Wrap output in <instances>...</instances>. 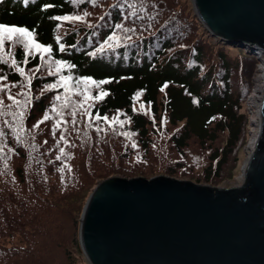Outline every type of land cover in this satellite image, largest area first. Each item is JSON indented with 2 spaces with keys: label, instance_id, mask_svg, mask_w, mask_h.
<instances>
[{
  "label": "trees",
  "instance_id": "16d2710c",
  "mask_svg": "<svg viewBox=\"0 0 264 264\" xmlns=\"http://www.w3.org/2000/svg\"><path fill=\"white\" fill-rule=\"evenodd\" d=\"M90 8L96 12L85 15ZM145 8L141 0H107L103 4L0 0V23L26 28L37 43L51 48L50 53L32 50L30 55L21 45L0 51V86H8L0 96L8 99L11 95L20 102L16 108L28 129L17 120H12L13 130L0 126V143L11 145L8 155L15 156L0 164V185L5 187L0 190V219L9 228L7 232L2 228L1 234L14 238L10 249L0 253L11 264H16V254L21 256L22 250L25 256L17 264H47L46 250L60 239L54 218L78 212L87 188L111 167L123 175L164 173L174 177L171 165L163 166L166 157H182L191 137L203 144L214 140L218 130H228V145L219 159L213 157L216 165L212 171L205 168L208 175H216L238 140L244 118L239 109L248 85L241 80L244 63L228 56L237 52L231 48L234 42L210 33L193 8L187 12L180 0H157L154 12H147L146 17ZM75 15L82 16L81 21L55 19ZM203 40L216 44L211 64L204 67ZM242 51L236 54L254 65L256 60L244 48ZM55 61L63 64L59 71ZM17 68H23L24 75ZM44 68L49 72L35 75L33 69ZM61 77L68 78L67 86ZM84 78L108 81L98 88L92 85L90 91L92 97L101 90L107 95L92 99L87 109L65 107L81 94L71 93L70 85L80 88ZM20 85L23 91H16ZM40 86H47L48 96L38 91ZM24 110L25 116H21ZM45 115L49 118L44 119ZM172 127L177 130L170 133ZM37 128L44 129L39 132ZM48 131L57 138L62 136L58 162L56 156L42 159V148H29L33 138ZM110 133L118 137L116 146L114 140L113 144L105 142L101 152L92 151L98 135ZM2 155L0 150V159ZM204 179L210 180L207 175ZM18 214L21 220L11 222L9 217L16 220ZM39 235L43 241L52 240L51 244L34 238Z\"/></svg>",
  "mask_w": 264,
  "mask_h": 264
},
{
  "label": "water",
  "instance_id": "95a60500",
  "mask_svg": "<svg viewBox=\"0 0 264 264\" xmlns=\"http://www.w3.org/2000/svg\"><path fill=\"white\" fill-rule=\"evenodd\" d=\"M213 35L264 53V0H191ZM259 134L242 181L220 187L166 174L110 175L82 207L87 264H264V80Z\"/></svg>",
  "mask_w": 264,
  "mask_h": 264
},
{
  "label": "rangeland",
  "instance_id": "374dc122",
  "mask_svg": "<svg viewBox=\"0 0 264 264\" xmlns=\"http://www.w3.org/2000/svg\"><path fill=\"white\" fill-rule=\"evenodd\" d=\"M90 2H94L96 4H103L104 2H107V0H89ZM144 2L145 9H144V14L146 17V13L149 12V15L154 12L156 8V2L157 0H141ZM182 5L184 6L185 10L189 12L190 7H192V1L191 0H180ZM87 15L90 16V13H95L96 10L93 8L86 9L85 10ZM187 12H184V16L187 17ZM124 16L127 14H123ZM191 15V14H188ZM78 16V15H75ZM82 17V16H80ZM75 21H81V20H75ZM120 32L122 31V28L119 30ZM197 33H201V29L197 31ZM204 45V61L206 62L205 64L203 63V67L207 64H211L213 60V49L216 47V44L214 42L209 43L206 40H203ZM15 45H21L22 44H13L11 42L6 41L5 42V47L3 51L5 50H11V47ZM231 48L235 49L237 52L235 53H228L230 59H239L241 62L244 63L243 66L244 73L243 78V83L244 85H248V90L244 94V100L241 105V108L239 109L240 112L243 113L244 118H243V124H242V129L239 134V138L236 141V143L233 144V148L231 146V152L227 155L226 162L221 165L222 167L218 171L216 175H213L212 172L211 174L208 175V172L210 171L205 170V168L208 166L209 169L214 168L216 165L215 160L213 159L214 155H217V159L220 158L224 148L228 145V130H218L216 133V138L214 140H207L206 142L200 143L196 138L191 137L188 140V143L186 147L181 152L182 157H179L178 155L176 156L177 160H171V158L168 156L166 157V163H163V166L168 167L167 165H171V167L174 169V173L177 176H174L176 178H187L191 181L198 182V183H204V184H210L213 186H220V187H228V186H236L238 185V178L241 177L242 175V167L244 165V162L247 158L248 152H249V145L251 142V135L249 133V126L251 125V110H252V105L250 103L249 98L247 97L251 91L255 88H257L258 82L255 80L256 77L259 74H262L258 69L259 65H263L261 60H258L256 55L253 53L247 54V56L253 57L256 61L254 65H249L250 63L243 60L241 58V55L236 54L238 51H241L240 53H243L242 48L240 45L232 43ZM34 50V49H33ZM246 52V51H245ZM240 56V57H238ZM264 57V53L262 54V58ZM217 59V58H216ZM218 61V60H217ZM44 63L49 65L48 59H44ZM246 63V65H245ZM16 65V64H15ZM251 66V67H250ZM242 69V71H243ZM35 71V75L42 74V73H47L49 72V69L44 68L42 70L38 69H33ZM237 71H239L237 69ZM236 76H240L239 74H236ZM235 76H233L234 78ZM240 78V77H239ZM233 81H235L233 79ZM93 86L86 85L85 83L82 84L80 88L73 87L70 85V89L72 90L71 93H74L73 90H76L77 92L81 93L78 98L75 100L71 101L68 103V106L74 105H80L81 106V101H83V106H81L84 109L90 108L92 99L84 100V95L83 93H87L90 97H92L90 91L92 90ZM236 88V87H235ZM47 86H40L38 88L39 92H42L41 94L44 96H48L49 91L46 90ZM21 90L23 91L22 86L20 85L16 91ZM21 94V93H20ZM0 100L3 101V103L0 105V126L3 128H7L10 130L15 129L14 126L12 125V120H17L24 125V128L27 129L26 125L27 123L24 121L19 116L20 111L16 108L19 104H14L11 103L10 99H7L4 96H0ZM27 104H30L27 102ZM26 104V105H27ZM64 104V103H63ZM258 104V102H257ZM65 105V104H64ZM25 110L23 116H25ZM15 114V115H14ZM7 122V123H5ZM21 127V126H17ZM16 127V128H17ZM23 128V129H24ZM39 132H41L44 128H37ZM175 127H172L170 129V133L176 131ZM167 131V130H166ZM99 141L96 143L95 147L93 148L92 151L95 153L101 152L102 148L104 147L105 142H111L113 144L115 140V146L118 140V137L116 136L115 133H110L107 136L103 135H98ZM61 139L62 136L56 137L55 133L52 131H48V133L43 134L40 136V138H33L32 139V146L29 148H42L40 154L42 155V159L45 157H48L49 159H53V156H56V160L58 162V151L61 149ZM21 141H24V138L21 139ZM114 146V148H115ZM12 146L11 145H5L0 143V150L3 152V155L1 156L0 159V164L2 162H5L10 158L11 160L15 156H9L8 153L11 151ZM91 151V152H92ZM89 153V152H88ZM100 159L101 156L99 155ZM102 161V160H101ZM211 163V165H210ZM145 168V167H143ZM113 168L111 167V170L107 172V176L105 175L102 178H98L94 180L93 184L88 187L89 189L81 203V207L78 212L75 211H70L67 214L59 216L57 219L54 218V228L57 229V232L60 233V239L59 242H55L54 244L50 245V250H46V258H47V264H87L86 259L83 257V253L80 249L79 246V240H78V224H79V217L81 214L82 207L88 197V194L90 193V189L95 186V184L102 180L103 178H106L110 175H122V176H137V175H123L119 174L116 172H113ZM157 172V169L154 170V173ZM164 172V171H162ZM157 174H164V173H157ZM153 175V174H152ZM155 175V174H154ZM204 175H207L209 177V181H205ZM142 176V175H140ZM148 177V176H144ZM151 177V176H150ZM196 177V178H195ZM0 190H5V187L0 185ZM1 216V215H0ZM3 218L0 219V251L4 250L8 247L10 249L11 242L14 241V238H7L4 237V235L1 234L2 228L7 232L8 231V225L1 221ZM11 222H18L21 220V215L18 214V219L13 220L11 217H9ZM44 222L49 223V220L45 219ZM2 223V224H1ZM25 228V227H24ZM39 242H45L48 245L51 244L52 240L50 239H45L43 241L41 238L42 236L39 235L37 237ZM40 252L43 251V248L41 249L40 247L37 248ZM4 252L0 253V264H11L12 260H9L4 258L2 255ZM21 256H25L24 250H22ZM18 253L16 254V257L14 259V263L17 264V259L21 257ZM26 260H28V256L25 257Z\"/></svg>",
  "mask_w": 264,
  "mask_h": 264
},
{
  "label": "snow or ice",
  "instance_id": "6c2138e0",
  "mask_svg": "<svg viewBox=\"0 0 264 264\" xmlns=\"http://www.w3.org/2000/svg\"><path fill=\"white\" fill-rule=\"evenodd\" d=\"M87 15V13L85 14ZM55 19L61 20V21H75V20H81L82 17L80 16H61V17H56ZM117 27H120V25H117ZM111 39V38H110ZM59 40V38H58ZM11 42L13 44H22L25 50V53L27 54H32V50H36L39 51L41 53H50L51 52V48L46 47L40 43H37L35 40V35L32 31H29L26 28L23 27H16V26H8L5 25L3 23H0V51H3L4 47H5V42ZM60 49L61 51L64 50V46L60 45ZM11 53L9 52V55ZM16 61L15 59L12 60V64L15 65ZM55 64L57 65V71L60 70V68L63 66L61 61H55ZM17 71L21 74L24 75V69L23 68H17ZM67 77H61V83L64 84L65 86H67ZM83 83H85L86 85L92 86L95 85L97 88L99 87L100 84H104V83H108V81H93L90 78H84V80L82 81ZM15 85H13L14 87ZM7 85H2L0 86V91H3L5 88H7ZM50 87H56V85H52ZM84 95V100H88V99H95V100H100L103 98V96L107 95L106 92H103L101 90L100 94L95 96V97H90L89 95H87V93H83ZM8 99L12 100L14 104H19L20 102L17 101L15 99V97L9 95ZM57 99H60V97H57ZM27 102V101H25ZM3 101L0 100V104H2ZM65 107H67L68 105L65 104ZM81 106H83V101H81ZM55 110V109H53ZM86 111V110H85ZM15 115V114H14ZM21 116L23 115L22 113L20 114ZM73 115H75V112H73ZM49 117L47 115H45L44 119H48ZM103 119L107 120L106 117H104ZM42 122V121H41ZM113 122L119 123V121L116 118H113ZM7 123V122H5ZM61 151H63V149H61Z\"/></svg>",
  "mask_w": 264,
  "mask_h": 264
},
{
  "label": "bare ground",
  "instance_id": "6f19581e",
  "mask_svg": "<svg viewBox=\"0 0 264 264\" xmlns=\"http://www.w3.org/2000/svg\"><path fill=\"white\" fill-rule=\"evenodd\" d=\"M258 60H261L262 63H264V57L261 59V56L259 57ZM262 74H259L256 77V81L258 82L257 84V88H255L254 90L251 91V93L249 94V100L251 103V125L249 126V133L251 135V142L249 145V152L253 149V145L255 143V140L259 134V125H260V113H259V105L257 104L258 100L260 101L261 99V91H262V85H263V80H264V64L259 65L258 69ZM248 152V153H249ZM248 158V155H247ZM242 181V175L240 178H238V184H240Z\"/></svg>",
  "mask_w": 264,
  "mask_h": 264
},
{
  "label": "built area",
  "instance_id": "2783aa9c",
  "mask_svg": "<svg viewBox=\"0 0 264 264\" xmlns=\"http://www.w3.org/2000/svg\"><path fill=\"white\" fill-rule=\"evenodd\" d=\"M263 54V53H262ZM259 59V57H257ZM261 59H262V55H261ZM254 90V89H253ZM248 98L250 97V95L247 96Z\"/></svg>",
  "mask_w": 264,
  "mask_h": 264
},
{
  "label": "flooded vegetation",
  "instance_id": "af4514ba",
  "mask_svg": "<svg viewBox=\"0 0 264 264\" xmlns=\"http://www.w3.org/2000/svg\"><path fill=\"white\" fill-rule=\"evenodd\" d=\"M239 44V43H238Z\"/></svg>",
  "mask_w": 264,
  "mask_h": 264
}]
</instances>
